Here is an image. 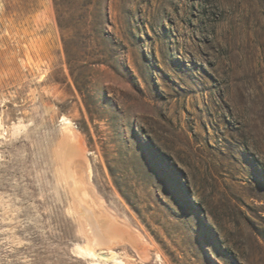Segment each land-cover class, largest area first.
<instances>
[{
    "label": "rangeland",
    "instance_id": "rangeland-1",
    "mask_svg": "<svg viewBox=\"0 0 264 264\" xmlns=\"http://www.w3.org/2000/svg\"><path fill=\"white\" fill-rule=\"evenodd\" d=\"M62 1L83 95L53 0H0V264H264V0ZM63 118L135 233L107 261L79 252Z\"/></svg>",
    "mask_w": 264,
    "mask_h": 264
},
{
    "label": "bare ground",
    "instance_id": "bare-ground-1",
    "mask_svg": "<svg viewBox=\"0 0 264 264\" xmlns=\"http://www.w3.org/2000/svg\"><path fill=\"white\" fill-rule=\"evenodd\" d=\"M62 120L66 124V144L61 153V175L71 193L76 215L87 235V243L78 246L79 252L107 261L109 258H114L112 246L128 243L131 236L135 237V233L117 220L116 216L104 206L102 198L91 184L89 162L84 153L79 151L82 146L80 136L70 120L66 118ZM97 247L101 248L100 252H96ZM104 247H107L110 255L103 253Z\"/></svg>",
    "mask_w": 264,
    "mask_h": 264
},
{
    "label": "trees",
    "instance_id": "trees-1",
    "mask_svg": "<svg viewBox=\"0 0 264 264\" xmlns=\"http://www.w3.org/2000/svg\"><path fill=\"white\" fill-rule=\"evenodd\" d=\"M53 4H54V8H55L57 23H58L59 29L61 30V33H62V41H63L64 51L66 54V59H67L69 71H70V74L72 76V79L74 81V84H75L77 90L79 91L80 94L83 95L84 86H83L81 80L79 79V77L77 76V74L74 70V65L72 64L73 63V60H72L73 54H72V51L70 50V48L68 47V43H67L66 39L64 38V33L71 29L69 26H67L66 23L69 20L73 19L75 16V13L73 12L74 6L67 5V3H66V5L63 4L62 0H53ZM85 16H86L85 13H80V18H78V19H80V21H82L84 23L83 25L86 26L87 25L86 23H88V22H87V16L86 17ZM90 16H92V18H91V20H89V22L93 20V17L94 18L96 17L94 14H90ZM84 131H85V133H88L87 130H84Z\"/></svg>",
    "mask_w": 264,
    "mask_h": 264
}]
</instances>
